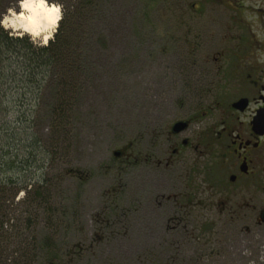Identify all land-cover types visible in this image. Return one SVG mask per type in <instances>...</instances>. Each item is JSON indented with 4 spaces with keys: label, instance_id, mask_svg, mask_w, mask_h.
Returning a JSON list of instances; mask_svg holds the SVG:
<instances>
[{
    "label": "rangeland",
    "instance_id": "1",
    "mask_svg": "<svg viewBox=\"0 0 264 264\" xmlns=\"http://www.w3.org/2000/svg\"><path fill=\"white\" fill-rule=\"evenodd\" d=\"M20 2L0 0L1 27L10 13L20 12ZM47 2L61 11L64 8L71 25L78 26L83 66L75 81L76 91L68 97L66 116H51L56 104L55 81L47 82L33 104L38 110L33 133L49 154L36 179L45 172L44 179H50L56 188L51 212L57 220L38 229L40 239L47 240L51 250L40 264H205L191 251L194 243L188 237L178 239L164 231L155 203L157 191L147 184L152 177L139 170L131 180L114 153L124 151L131 141H142L139 151H151L152 135L172 125L175 106L187 99L183 88L189 81L185 74L190 71L193 25H223L228 20L227 25L238 35L242 34L237 25L242 19L250 36L256 33L257 39L264 40V12H259L264 11V0ZM192 5H201L203 13ZM79 13L84 18L76 21L74 16ZM234 17L238 23L232 24ZM4 29L14 37L46 45L43 37ZM219 40L211 38V50ZM23 193L12 207L17 220L30 211L23 205ZM175 239L180 241L178 253V244L172 245ZM241 254V264H252L251 252L242 249Z\"/></svg>",
    "mask_w": 264,
    "mask_h": 264
},
{
    "label": "flooded vegetation",
    "instance_id": "2",
    "mask_svg": "<svg viewBox=\"0 0 264 264\" xmlns=\"http://www.w3.org/2000/svg\"><path fill=\"white\" fill-rule=\"evenodd\" d=\"M227 21L193 25L188 100L175 106L172 125L152 135L151 151L131 141L117 157L131 180L139 170L152 177L164 231L188 237L205 264H241L242 249L264 264V40L250 36L242 19L238 35ZM179 243L172 242L177 253Z\"/></svg>",
    "mask_w": 264,
    "mask_h": 264
},
{
    "label": "trees",
    "instance_id": "3",
    "mask_svg": "<svg viewBox=\"0 0 264 264\" xmlns=\"http://www.w3.org/2000/svg\"><path fill=\"white\" fill-rule=\"evenodd\" d=\"M66 12L63 8L57 33L44 47L11 36L0 26V264H40L50 250L38 229L57 220L51 212L56 188L50 179H44L45 172L36 179L49 154L33 133V119L38 114L33 104L47 82L55 81L56 104L51 116L64 117L69 112L67 100L76 91L83 63L78 54L82 47L78 26L71 25ZM83 18L81 13L74 16L76 21ZM21 192L26 195L23 205L30 211L17 220L12 207Z\"/></svg>",
    "mask_w": 264,
    "mask_h": 264
},
{
    "label": "bare ground",
    "instance_id": "4",
    "mask_svg": "<svg viewBox=\"0 0 264 264\" xmlns=\"http://www.w3.org/2000/svg\"><path fill=\"white\" fill-rule=\"evenodd\" d=\"M24 4L29 7L25 8ZM20 12L10 13V17L3 22L5 28L15 32H22L34 38L43 37L44 43L52 39L61 20V9L47 0H21Z\"/></svg>",
    "mask_w": 264,
    "mask_h": 264
},
{
    "label": "clouds",
    "instance_id": "5",
    "mask_svg": "<svg viewBox=\"0 0 264 264\" xmlns=\"http://www.w3.org/2000/svg\"><path fill=\"white\" fill-rule=\"evenodd\" d=\"M24 7H25V8H28L29 5H28V4H24ZM5 23H8V21H5Z\"/></svg>",
    "mask_w": 264,
    "mask_h": 264
},
{
    "label": "water",
    "instance_id": "6",
    "mask_svg": "<svg viewBox=\"0 0 264 264\" xmlns=\"http://www.w3.org/2000/svg\"><path fill=\"white\" fill-rule=\"evenodd\" d=\"M120 155V153L118 152V153H115V156L117 157V156H119Z\"/></svg>",
    "mask_w": 264,
    "mask_h": 264
}]
</instances>
